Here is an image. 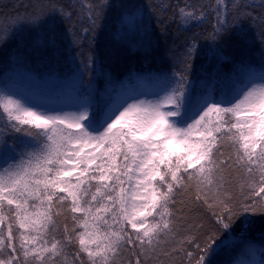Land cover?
I'll use <instances>...</instances> for the list:
<instances>
[{
    "label": "snow or ice",
    "instance_id": "6c2138e0",
    "mask_svg": "<svg viewBox=\"0 0 264 264\" xmlns=\"http://www.w3.org/2000/svg\"><path fill=\"white\" fill-rule=\"evenodd\" d=\"M109 7L104 0L81 4L93 32ZM151 7L158 20L172 8L170 20L185 29L211 14L206 38L213 42L230 22L259 25L264 37V0ZM143 12L120 5V23L133 26ZM27 14L73 16L54 3ZM18 16H0V36ZM197 35L178 70L137 77L154 83L146 93L154 99L120 85L102 103L90 87L52 103L20 97L5 79L0 264H213L222 230L241 215L264 214V69L241 66L239 75L221 79L218 94L215 79L197 93L187 74ZM77 78L83 84L82 74ZM191 205L204 208L207 219L191 216Z\"/></svg>",
    "mask_w": 264,
    "mask_h": 264
},
{
    "label": "trees",
    "instance_id": "16d2710c",
    "mask_svg": "<svg viewBox=\"0 0 264 264\" xmlns=\"http://www.w3.org/2000/svg\"><path fill=\"white\" fill-rule=\"evenodd\" d=\"M104 2L113 7L106 10L93 32L87 10H81L80 6L100 3V0H0V16L11 13L15 17L19 12L14 29L0 36V87L7 78L21 97L43 98L52 103H60L67 94L77 90L86 95L89 87L92 99L98 103L103 102L110 89L120 85L134 87L142 93L140 97L152 92L154 83L148 79L138 82L137 77L170 75L174 69L178 70V58L183 57L187 41L194 33L198 34L196 47L187 74L197 93L202 84L215 79L217 83L213 87L217 91L214 94H218L221 79L239 75L241 66L256 72L264 69V37L259 25L230 22L227 31L213 42L206 38L212 31L211 14L203 23L185 29L170 20L172 8L158 20L151 7L161 2L183 4L185 0ZM189 2L205 4L210 0ZM41 3L63 6L72 11V19L49 14L33 20L27 13ZM120 5L141 6L144 9L142 20L133 26L122 25ZM85 28L89 29L86 35L83 34ZM88 56L93 62L88 61ZM78 74H82L83 84L78 82ZM190 215L207 219L206 210L198 205H191ZM218 238L221 244L212 257L213 264H260L264 260V214L237 217ZM248 245L252 246L251 251Z\"/></svg>",
    "mask_w": 264,
    "mask_h": 264
},
{
    "label": "rangeland",
    "instance_id": "374dc122",
    "mask_svg": "<svg viewBox=\"0 0 264 264\" xmlns=\"http://www.w3.org/2000/svg\"><path fill=\"white\" fill-rule=\"evenodd\" d=\"M20 96V95H19ZM21 97V96H20ZM139 99H154V97L153 96H149V95H143V96H140V97H138ZM129 102H131V101H129ZM65 111H74V110H65Z\"/></svg>",
    "mask_w": 264,
    "mask_h": 264
}]
</instances>
